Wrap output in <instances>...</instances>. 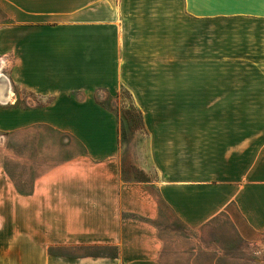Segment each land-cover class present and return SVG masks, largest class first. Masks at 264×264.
Here are the masks:
<instances>
[{"label":"crops","instance_id":"1","mask_svg":"<svg viewBox=\"0 0 264 264\" xmlns=\"http://www.w3.org/2000/svg\"><path fill=\"white\" fill-rule=\"evenodd\" d=\"M0 9V56L34 98L17 91L0 127L50 126L83 148L28 188L0 172V264H168L165 208L191 229L225 216L242 239L264 234V0ZM121 88L143 113L145 180L123 176L119 117L97 98Z\"/></svg>","mask_w":264,"mask_h":264},{"label":"rangeland","instance_id":"2","mask_svg":"<svg viewBox=\"0 0 264 264\" xmlns=\"http://www.w3.org/2000/svg\"><path fill=\"white\" fill-rule=\"evenodd\" d=\"M8 22L9 19L0 9V26ZM5 60H0V70L11 84L9 87L15 100L0 102V115H4L6 109L15 107L17 91L23 94V103L34 102L31 95L18 90L11 81L10 64ZM0 82L3 81L0 79ZM97 98L119 117L123 176L128 180L148 179L149 176L139 168L143 162V144L148 135L131 92L121 88L118 95L113 96L99 91ZM82 151V145L77 139L50 126L10 132L0 127V172H7L23 188L30 187L37 176L51 167ZM156 224L165 243L161 260L168 264H264V234L253 241L242 239L233 232L234 225L225 216L211 226L191 229L165 208L162 218ZM77 252L98 255L112 250L86 247Z\"/></svg>","mask_w":264,"mask_h":264},{"label":"bare ground","instance_id":"3","mask_svg":"<svg viewBox=\"0 0 264 264\" xmlns=\"http://www.w3.org/2000/svg\"><path fill=\"white\" fill-rule=\"evenodd\" d=\"M0 79L3 81L0 82V102L1 103L13 102L15 99H14V93L9 87L11 84H9L8 80L2 74L1 70H0Z\"/></svg>","mask_w":264,"mask_h":264},{"label":"trees","instance_id":"4","mask_svg":"<svg viewBox=\"0 0 264 264\" xmlns=\"http://www.w3.org/2000/svg\"><path fill=\"white\" fill-rule=\"evenodd\" d=\"M140 114H141V118H142V122H143V113L141 110H139ZM143 127H144V123H143ZM142 180H145V179H142Z\"/></svg>","mask_w":264,"mask_h":264},{"label":"built area","instance_id":"5","mask_svg":"<svg viewBox=\"0 0 264 264\" xmlns=\"http://www.w3.org/2000/svg\"><path fill=\"white\" fill-rule=\"evenodd\" d=\"M0 60L3 61V58L1 57Z\"/></svg>","mask_w":264,"mask_h":264}]
</instances>
